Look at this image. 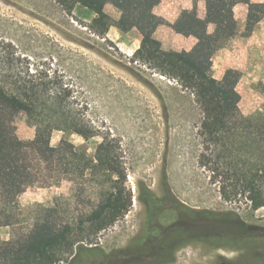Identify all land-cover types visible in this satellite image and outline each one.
<instances>
[{
    "label": "trees",
    "instance_id": "obj_1",
    "mask_svg": "<svg viewBox=\"0 0 264 264\" xmlns=\"http://www.w3.org/2000/svg\"><path fill=\"white\" fill-rule=\"evenodd\" d=\"M74 1L94 14L88 27L101 37L113 24L105 12L107 3L119 10L116 24L121 30L135 28L140 32L142 42L130 60L140 61L174 81L191 99L202 145L198 162L212 173V178H221V196L228 200L240 193L252 209L264 207V107L251 115L241 114L236 91L240 72L227 69L220 79L213 75V56L237 30L235 5L248 6L244 26L248 36L264 18V3L205 0V17H199L194 9H183L169 24L163 18L151 16L161 0ZM209 23L215 25L213 32L207 30ZM160 24H169L175 32L195 37L197 43L192 51L164 50L153 37ZM9 48L0 40V226L15 223V211L21 209L19 196L29 186L58 185L69 178L83 187L102 172L108 188L96 205L72 222L54 223L50 219L53 208H46L28 230L0 240V264H71L76 259L94 264L98 258L102 262L106 256L99 246L90 245L91 236L110 227L132 203L114 138L102 135L88 119L62 76L45 68L18 65L15 60L19 57ZM261 87L264 91V83ZM18 112H23L27 123L35 128L32 139L17 136L14 116ZM54 131L65 135L57 145L51 144ZM68 134L84 140L100 136L101 140L90 155L83 145L70 142ZM163 179L167 181L165 171ZM137 197L145 206L149 229L153 230L148 236H155L159 245L169 241H201L214 247L242 248L241 262L232 264H264V251L260 250L264 247V228L245 223L235 212H213V216L203 212L200 219L193 216L163 228L159 216L166 202L172 204L170 193L165 191L163 196H157L141 185ZM137 240L134 249L143 245L139 242L145 240V235Z\"/></svg>",
    "mask_w": 264,
    "mask_h": 264
},
{
    "label": "rangeland",
    "instance_id": "obj_2",
    "mask_svg": "<svg viewBox=\"0 0 264 264\" xmlns=\"http://www.w3.org/2000/svg\"><path fill=\"white\" fill-rule=\"evenodd\" d=\"M247 9L245 3L234 8L236 33L225 42L214 65L217 72H240L237 106L246 116L264 107V18L246 36ZM92 16L74 0H0V40L19 57L15 63L30 65V69L45 68L62 76L88 119L102 135L114 138L132 203L110 227L91 236L90 245L99 246L106 256L102 262L94 260V264L119 262L116 251L139 236L146 218L145 206L137 197L141 185L157 196L170 193L172 204L163 205L161 227L193 216L200 219L203 212L213 216V212L233 211L245 223L264 228V207L252 209L240 193L224 199L219 192L221 178H212V173L199 164L202 145L197 133L198 116L187 94L142 62H132L133 53L126 55L106 35L94 33L88 27ZM226 62L228 65H224ZM14 125L20 139L34 137L35 128L27 123L23 112L15 114ZM64 136L54 131L51 144L57 145ZM66 137L74 145H83L90 155L101 140L100 136L89 140L76 134ZM104 180L102 172H98L83 187L69 178L58 185L29 186L19 196L21 209L15 211V223L0 226V240L28 230L46 208H53L50 219L56 224L81 217L102 198L108 188ZM260 250L264 251V247ZM242 255V248L189 241L174 252L171 262L158 264H232L240 263ZM71 264L83 263L76 259Z\"/></svg>",
    "mask_w": 264,
    "mask_h": 264
},
{
    "label": "crops",
    "instance_id": "obj_3",
    "mask_svg": "<svg viewBox=\"0 0 264 264\" xmlns=\"http://www.w3.org/2000/svg\"><path fill=\"white\" fill-rule=\"evenodd\" d=\"M237 5H235V7ZM183 9H194L197 15L201 18L206 15L205 0H161L152 9L151 16L163 18L171 24L177 19ZM105 12L113 19V24L109 27L106 37L113 41L126 55H131L137 48L140 47L143 39L142 35L135 28L126 31L121 30V28L116 24V20H118L120 12L112 3H107L105 5ZM258 23H260V21ZM169 24L158 25L153 33V37L160 41L161 47L164 50H174L178 52L192 51L197 43V39L193 36H184L175 32ZM214 28L215 25L213 23H209L207 30L208 32H213ZM222 51H224V46L219 48L213 56V75L217 79H220L224 73L223 71L217 72L214 67L215 58L218 54L222 53ZM224 65H228L227 62Z\"/></svg>",
    "mask_w": 264,
    "mask_h": 264
},
{
    "label": "flooded vegetation",
    "instance_id": "obj_4",
    "mask_svg": "<svg viewBox=\"0 0 264 264\" xmlns=\"http://www.w3.org/2000/svg\"><path fill=\"white\" fill-rule=\"evenodd\" d=\"M148 222H149L148 214L146 212L145 222L142 224L139 233V236L141 234L145 235V240L139 242L140 244L143 245L140 247H136L135 248L136 250L132 248L133 245L138 243L137 238L136 237L133 238V240L124 249L116 251L118 254L117 260H119V262H116L115 264L168 263L171 262L174 252H176L178 248L182 247L183 244L189 242V241H185L184 243H176L174 241H169L166 243L163 242L162 245H159V243H157V238L155 236L153 238H150L148 236V233H153V230L149 229L150 225ZM164 227H168V225H165ZM157 249L160 252L157 251ZM141 250H143V252H141ZM129 255L131 256V258H128Z\"/></svg>",
    "mask_w": 264,
    "mask_h": 264
}]
</instances>
